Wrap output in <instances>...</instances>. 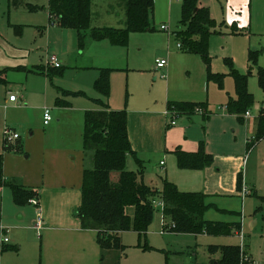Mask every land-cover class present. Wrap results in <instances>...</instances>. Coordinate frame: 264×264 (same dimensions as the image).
<instances>
[{"label":"rangeland","instance_id":"obj_1","mask_svg":"<svg viewBox=\"0 0 264 264\" xmlns=\"http://www.w3.org/2000/svg\"><path fill=\"white\" fill-rule=\"evenodd\" d=\"M200 1L215 16L216 29H222V33L210 38L209 65L199 55L179 51L173 33L181 28L182 0H155V30L132 33L127 46L96 41L91 31L80 35L75 30L56 28L48 34L49 28L57 26L45 11L49 0H0V72L5 79L0 82V154H15L29 162L26 142L34 134L35 140L45 138L52 146L59 164L63 157H69L66 150L69 145L73 150L80 148L82 140L84 147L82 103L91 104L94 110L101 107L89 103L87 98L99 96L115 111H126L128 116L132 112L131 126L135 133L139 121L134 112L161 114L167 123L173 117L167 114L170 103H198L210 114L209 120H205L202 116L205 111H197L193 124L178 117L179 126L170 129V149L185 152V148L196 147L191 152L196 153L204 142L206 152L214 158L210 168L182 171L170 154L153 153L130 156L127 169L141 172L147 184L160 190L168 180L182 192L208 195L214 206L206 213V219L239 224L240 232L233 230L226 236L175 234L166 230L163 212L154 207L145 236L140 237L133 227L122 233L124 252H103L97 239L90 235L68 237L73 246L81 243L83 255H93L98 264H215L213 261L223 260L221 249L239 247L245 253L247 246L249 255L244 254L240 264H264V138L249 146L256 138V118L264 111V91L258 81L259 68L264 69V24L261 28L251 24L249 2L244 18L239 16L244 0ZM125 15V7L119 0H92V29L123 27L119 23ZM162 26L167 31H162ZM54 43L62 47L63 56L55 52ZM250 52H258L257 65L250 63ZM53 55L62 64L57 73H51L47 67ZM157 59L167 60V68L157 69ZM230 64L247 77L248 90L254 99L249 110L251 117L244 115V122L227 110L229 98L236 95ZM98 68L112 70L107 99L94 89ZM209 69L224 75L223 82L209 81ZM11 94L19 98L18 103L9 102ZM45 110L53 118L47 127L43 123ZM64 113H67L63 116L65 124L61 122ZM76 120L80 122V130ZM152 120L153 117L147 116L146 121ZM6 128L21 136L16 146L22 145V150L13 146L5 151ZM162 161L167 164L166 173L162 171ZM31 162H35L34 155ZM7 194L3 196L0 192V221L9 243L0 247V251L10 249L0 252V264H46V256L52 253L46 241L42 243V230H36L37 208L17 207L12 193ZM128 215L133 223L134 207L128 208Z\"/></svg>","mask_w":264,"mask_h":264},{"label":"trees","instance_id":"obj_2","mask_svg":"<svg viewBox=\"0 0 264 264\" xmlns=\"http://www.w3.org/2000/svg\"><path fill=\"white\" fill-rule=\"evenodd\" d=\"M126 10L125 19L121 20L120 28H93L92 0H49L48 12L52 24L63 29L77 31L80 35L91 31L96 41H109L114 46H127L132 33L152 32L155 30L153 16L155 0H119ZM180 29L174 32L179 51L201 56L209 65L210 38L215 33L216 20L208 8L199 7V0H182ZM258 52H250L249 61L257 65ZM230 75L236 84V95L230 98L227 110L231 115L238 116L244 122V115L253 107L254 99L248 90L247 77L241 75L230 64ZM62 70L49 69L51 73ZM258 81L264 91V69L259 68ZM99 78L94 89L104 99L109 98L111 91L110 78L112 70L99 69ZM224 75L212 73L209 69V81L222 83ZM0 82H5L0 72ZM100 110H89L84 116L83 145L87 153L92 154L93 167L85 169L82 178L81 205L77 210V218L83 230L97 232V242L103 252L125 251L121 242L123 232L132 227L138 235L145 236L151 225L156 199L164 202L163 220L167 231L182 235L210 236L230 235L233 230L240 232L241 225L224 222L208 221L206 213L214 205L210 204L209 196L202 192H182L174 184L165 180L163 188L157 189L145 183L141 172L127 169L130 156H136L128 131V113L111 110L106 103L95 100ZM203 109L205 120L210 114L198 103H170L168 111L182 115H195ZM264 138V111L257 118L256 138L249 145L253 147ZM19 142V141H18ZM16 146V145H14ZM21 146V145H20ZM17 144L16 148H22ZM4 144V149H10ZM15 148V147H13ZM180 170H205L214 163L212 155L206 152V145L201 143L196 153L181 150L174 152ZM7 187L12 191L13 202L17 207L31 205L40 194L26 188L15 179H7L4 175V155L0 154V189ZM39 207V206H38ZM36 207L37 209H39ZM135 208V219L132 223L128 208ZM5 247L0 252L8 251ZM223 260L219 264H240L244 257L239 247H226ZM247 255V254H245Z\"/></svg>","mask_w":264,"mask_h":264},{"label":"crops","instance_id":"obj_3","mask_svg":"<svg viewBox=\"0 0 264 264\" xmlns=\"http://www.w3.org/2000/svg\"><path fill=\"white\" fill-rule=\"evenodd\" d=\"M244 2L245 3L241 5L242 12H240L239 16L242 15V19L244 18L245 16L244 13L246 12V8H247L246 6L249 2L248 12L252 13L251 24H254L255 27L260 26L261 28L264 24V0H244ZM199 7L201 8L205 7L209 9V7L203 5V3L200 0H199ZM45 11L49 15L48 9H45ZM211 15L215 19V16L213 15L212 12ZM255 16L257 17L255 18ZM56 28L60 29L61 31H65L61 27L53 26L52 28H49L48 34L54 33L53 29ZM217 31L219 32L217 34L222 33V29L217 28ZM43 34L44 33L42 32V36H44ZM54 44L56 45L55 52L63 56L64 54L62 52V47L58 46V43H54ZM99 69L102 68L96 69L98 75L95 77V81L99 78L100 75ZM41 70H45V68H41ZM69 94L77 95V96L78 95L86 96L84 93L81 92H75V93L69 92ZM230 98H234V97H230ZM87 99H90L89 103L93 102L94 104H96L95 100L101 98H99L98 96V98L95 99L93 98H87ZM104 102L106 103L105 100ZM10 103L15 104L18 102H10ZM106 105L111 110H113L107 103ZM93 108L94 107L91 104L87 105L82 103L80 112H82L85 116V113L87 111L95 109ZM100 109L101 107L98 110ZM78 113H76V115ZM65 114L67 113H64L61 116V122H63L64 124L65 121L63 119V116ZM134 114L138 116L139 130L136 133L133 131L131 126L132 112H130L128 116V131H129V138L132 148L137 153V155L143 156L153 153L155 154L167 153L173 156L177 161V158L174 154L175 150L170 149V133L172 131L170 129L177 128L179 126V123H177L176 126L171 127L169 125V121L167 123L166 122L164 123L161 114L145 113V112H134ZM147 116L153 117V120L146 121ZM194 116L195 115H191V116L182 115L181 118L183 119L185 118L189 122V124H193ZM257 118L255 122V133L257 130ZM81 122H82V114H81ZM43 123H44V114H43ZM51 123L49 125L44 124V126L46 127L50 126ZM75 125L76 127H78L79 130L81 129L79 120H76ZM26 146H27V152L29 153L26 159H28L29 162L23 160V158L18 155L11 153L5 154L4 175L7 179H15L26 188L35 190L40 194V204L38 207L39 209H37V218L39 214L42 216L43 226H42L41 239H42V243H45L46 241L47 246L52 253V255L46 256V262H47L46 264H98L96 261L97 258L93 257V255L87 257L83 255L85 249H83L81 243L78 242V245L74 244L73 246L72 242L68 241L69 240L68 237L72 235L78 238H80V236L82 235H90L92 239L94 238L97 239V232L92 230H83L81 226V221L76 216L77 210L80 207L82 200L81 188H82L83 172L85 169L93 167L92 154L87 153L84 150V147L82 148V140H81V147L75 148L73 150L69 145L68 148L66 149L67 155H69V157L68 156L63 157L61 162L57 164L56 154L54 153L52 146H50L45 141V138L35 140L33 134L32 138H29L28 142H26ZM21 148L23 149L22 145ZM185 149L187 150L185 152L191 153V152H195L196 147H190L189 149L188 148ZM32 150L33 152L30 153ZM33 155L35 157V162H31V160L33 159ZM162 163L164 164L162 165ZM128 164H129V160L127 162V166ZM166 166H167L166 162L162 161L161 168L162 171L165 173L167 172ZM182 171H191V170H182ZM0 192H2L3 196H6L8 192L12 193V191L7 187L1 188ZM208 221H213V220H208ZM214 222H218V221H214ZM2 224L3 222L0 221V227H2ZM247 247L245 254L249 255L247 251ZM57 252L58 255L56 256ZM213 262L215 264H219L218 260Z\"/></svg>","mask_w":264,"mask_h":264},{"label":"built area","instance_id":"obj_4","mask_svg":"<svg viewBox=\"0 0 264 264\" xmlns=\"http://www.w3.org/2000/svg\"><path fill=\"white\" fill-rule=\"evenodd\" d=\"M161 30L162 31H167V28L165 26H162L161 27ZM155 64H156V68L159 69V70L166 69L167 66H168V62L165 59H157ZM47 67L49 69H59V68L62 67V64L60 63L57 55H53V56H51L48 59ZM18 99L19 98L17 96L11 95L9 100H10V102H18ZM263 110H264V106H263ZM197 111L199 113H201V109H199ZM167 114L168 115L170 114V115L173 116L170 119V121H169V125L171 127L176 126L177 123H178V121H177L178 120V117H179L178 114L177 113H172L170 111H168ZM245 117L246 118L251 117L250 111H248L245 114ZM51 121H52V116H51L50 112L48 110H45V112H44V124L45 125H49L51 123ZM4 137H5L6 144L9 145V146L16 145V142L18 140H20V138H21V136L14 129H12V128H6L5 129V131H4ZM251 142H252V140H251ZM163 164L164 163H162V165ZM245 195H247V192L246 191H245ZM30 202H31V205H33L35 207H38L39 206V200L37 198L32 199ZM153 206L155 208H159L161 211H163L164 210V207H165L164 202L162 200H159V199H156V200L153 201ZM42 226H43L42 216L39 214L38 215V218H37L36 226H35L36 227V230H38V232H40L42 230ZM3 233L6 234V232L4 231L3 227H0V237L2 238L1 239V242H0V247H3L4 245H6V244L9 243V240L4 237V234Z\"/></svg>","mask_w":264,"mask_h":264}]
</instances>
